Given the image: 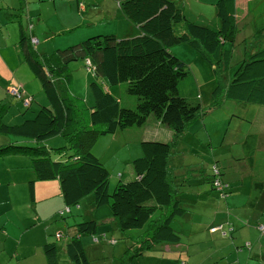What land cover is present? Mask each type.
I'll list each match as a JSON object with an SVG mask.
<instances>
[{
	"label": "trees",
	"instance_id": "16d2710c",
	"mask_svg": "<svg viewBox=\"0 0 264 264\" xmlns=\"http://www.w3.org/2000/svg\"><path fill=\"white\" fill-rule=\"evenodd\" d=\"M237 1L217 2L220 28L213 29L208 24L190 21L182 0H122V13L137 27V36L119 39L114 35L97 34L64 50L55 49L53 53L39 49L38 39L27 33L33 25H29L28 31L20 29L19 44L24 50L25 63L40 80L37 90L43 87L47 100L38 101L39 111L33 118H27V111H33L29 108L34 105L32 99L36 93H26L19 83L13 84L15 87L11 89L4 88L6 96L0 98V136L9 142L0 144V157L25 155L31 159L35 172V179L29 183L33 202L36 183L46 181L59 182L63 200L70 208L93 196L89 211L93 219L77 223L76 233L66 237V254L71 264H91L81 237L96 235L99 225L108 221L114 231L145 229L148 237L142 240L137 256L153 249L154 244H180L181 237L172 228V222L187 215L184 195H189L185 190L192 184L182 186L183 180L173 166V159L179 137L203 115L202 106L180 96V86L183 81L187 82L190 72L188 63L176 58L170 49L185 43L205 61L218 66L224 63L228 69L232 68L234 52L226 46L235 44L241 31L236 18ZM86 8L89 7L86 5ZM80 13L83 21L79 26H90L88 20L84 22L89 14L82 10ZM179 25H183L184 31L177 35ZM254 25V30L260 29ZM245 53L239 55L244 59L237 64L228 83L226 97L235 102L264 106V46ZM78 60L85 61L89 73L103 79V84L90 85L94 104L87 117L84 114L87 108L69 92V65ZM121 84L127 87V94L138 98L132 104L135 106L123 108V97L117 90ZM9 92L11 96L7 97ZM13 102H22L26 109L21 115H25L21 124L6 122L10 106L15 105ZM152 121L169 128L175 135L173 141L142 139L141 134L138 140L142 156L131 162L134 177L130 182H119L111 193L110 175L118 178L112 175L113 162L108 167L91 149L102 136L119 132L128 136L132 130L146 128ZM100 125L105 128L97 130ZM54 137H62L67 144L56 149L43 145ZM127 142L130 144L129 138ZM214 166L219 169L217 164ZM216 175L211 176L212 191H215V179L224 181L220 169ZM187 180L185 178L184 182ZM227 184L229 193H233L231 183ZM223 231L226 234L224 225L218 232ZM60 248L55 242L43 246L48 264H61Z\"/></svg>",
	"mask_w": 264,
	"mask_h": 264
},
{
	"label": "rangeland",
	"instance_id": "374dc122",
	"mask_svg": "<svg viewBox=\"0 0 264 264\" xmlns=\"http://www.w3.org/2000/svg\"><path fill=\"white\" fill-rule=\"evenodd\" d=\"M182 1L186 16L190 21L200 25L208 24L213 29L220 28V21L216 15V4L219 0ZM239 1V7L242 6V3L247 2V0ZM43 4L48 11L52 13L55 11L51 2ZM120 4L119 7L121 9ZM0 14L2 17L5 11L0 9ZM44 14L48 18H44L45 23L41 25L43 30L57 26L54 24L58 21L56 16H52L53 14L47 15L46 12ZM116 14L117 11L114 10L113 15L115 16ZM82 21L80 22L79 19L80 24ZM126 22L130 24V21ZM254 23L260 27L259 30H254ZM16 25V23L10 25L9 41L10 37H14ZM102 27L111 30L114 24L101 21L95 25L80 27L78 30L91 31ZM119 27L121 30H128L126 26H122L120 23ZM5 30V27L0 30V40L4 39L1 31L5 33ZM183 31V25H179L176 28L177 35ZM253 34L255 37L252 36ZM244 40H246L245 43ZM227 45V48L234 52L230 64L232 67L230 69L233 70V73L236 71L237 64L244 59V57L239 56L240 53L253 52L264 46V0L253 2L250 5V16L244 22V28L239 33L236 43ZM46 47L51 48V45ZM52 51L54 52V50L50 49V52ZM170 51L182 62H190L192 60L193 49L188 44H178L172 47ZM16 53V51H10L14 59L11 63L13 67L8 68L4 62L8 58V53L0 50V77L5 79L9 77L12 80L14 68L17 64L16 60H18ZM21 53L24 56L23 52ZM201 65L199 54L196 53L192 64L188 63L189 79L185 80L187 82L181 81L182 84L179 91L181 97L194 105L202 106L203 115L189 125L185 134L179 137L173 159V166L179 178L183 180L181 182L182 186L187 184L188 181L192 184L191 188L185 190L189 195H184L186 204L183 203V206L187 210V215L176 218L172 222V228L181 237L180 244L174 246L170 244H154L153 249L145 251L144 255L137 256L142 240L148 237L145 229L125 232L114 231L112 224H109L110 221H108L99 225L96 235L83 236L82 242L91 264H182L181 261L186 262V264L256 263L252 259L248 260V252L252 250L250 248L251 244H255L259 237L264 235V225H255L259 232L251 230L254 229L255 216H260L264 211L263 192H256L251 188L250 182L252 179L244 181L247 194H244L237 201V205L243 207L244 211L254 215L252 219L245 217L241 219L242 221H231L228 218L229 211L225 207V201L232 194L229 193L230 186L227 182L237 183L249 177L264 182V106L235 102L225 98L228 86L226 75L219 76L216 83H213L211 79H206L205 82L201 80L202 82L193 83L191 80L192 70L200 69ZM23 68H25V71L23 69L20 71V75L23 78L33 79L41 85L40 80L33 75L29 68L26 66ZM232 70H230L231 74ZM69 73L71 74L69 92L81 106L84 105L87 108L84 111L87 117L90 114L89 108L94 104L90 85L93 82L103 84V79L100 76L89 73L83 60L70 63ZM88 75L90 78H88ZM29 86L31 87V85ZM13 87L15 86L11 84L7 85L5 89ZM117 90L118 94L123 97V108L135 106L132 104L138 98L127 94V87L124 84L119 85ZM8 96H11L10 92ZM42 97L47 100L45 91L39 94L37 97L39 98L38 101ZM38 101H34L33 111H27V118H33L39 111ZM9 109L11 110L6 117V122L12 125L21 124L25 115L20 120L17 118L19 114L22 115L26 111L24 104L18 102L14 106H10ZM196 122H199L200 125L195 127ZM104 128V125L96 127L97 130H103ZM132 131L136 132L128 136H125L127 134H123L124 132H119L114 136L105 135L100 137L91 149V153L108 167L112 162H115L114 166L122 169L131 164H127V160L130 158L132 149L135 148L140 151L141 144L138 138H140L141 134H143L145 139L164 141V143L173 141L171 137L172 131L169 128L155 125L154 121L146 128L140 130L137 128ZM126 138H129L130 144L123 146V140ZM5 142L9 141L6 137L0 136V144ZM116 143L118 150H111L110 146ZM66 144L62 137H54L43 143V145L51 149L61 148ZM216 164L221 171L224 180L222 182L228 185V190L223 192L214 187L215 191H210L211 194L208 197H198L205 190H210V180L213 175L212 169ZM185 178H188L186 182H184ZM34 179L35 172L28 156L0 157V264H34L35 259L42 256L40 254L42 247L38 248L39 252L36 253L34 243L32 247L28 245L32 241H44L47 237V230L51 234L50 242H55L61 247L58 256L61 264H71L67 258L65 248L66 237L72 232L68 227L71 224V229H73L77 223L93 219L89 211L92 209L94 198L90 195L82 201L81 205L72 207V214L70 213V207L65 204L64 208L59 211V215H56L54 219H49V216L45 215V213L35 209L37 205H41L44 202H38L40 188H37L39 194L37 201L35 200V205L31 199L29 183ZM198 179H202L205 183L202 185L196 184L195 181H198ZM130 181L131 179H127V176L120 180L110 175V192H114L119 182ZM52 182L54 181L43 183ZM224 194L226 195L224 196ZM194 196L196 198H193ZM207 201H214L218 205V209L213 208L211 210L209 206L204 208V204ZM40 213H42V219L40 222H36L35 218L40 216ZM46 219L48 220L46 221ZM247 222H250L249 226H246ZM261 223L258 222V224ZM223 225L226 234L224 231L211 232L216 227H222L223 229ZM60 234H62V237ZM19 239H22L23 247L17 253L14 248L19 247ZM42 244L44 245L45 243ZM26 249L29 252L25 255ZM31 255H33L31 258H25V256ZM43 259L45 258L42 257V262H38V264H45Z\"/></svg>",
	"mask_w": 264,
	"mask_h": 264
},
{
	"label": "crops",
	"instance_id": "0c3cea01",
	"mask_svg": "<svg viewBox=\"0 0 264 264\" xmlns=\"http://www.w3.org/2000/svg\"><path fill=\"white\" fill-rule=\"evenodd\" d=\"M121 1L122 0H1L0 9L5 11V14L2 17L0 14V30L3 27H5L6 30H5V33L1 31L4 39L0 40V50H3L8 53V58L7 60L4 61L5 65H7L6 67L8 68L13 67L11 66V63L13 62L14 58L10 54V51L17 52L16 56L18 60H16L17 64L14 68L12 80H10L9 77L7 76H6L7 79L0 77L2 81L0 83V98H4L6 96L4 92V88L7 85H11V84L13 85L17 83L21 85V87L24 89L26 93L30 95H34L33 93H36L34 101L36 100L38 101L39 98L37 97L39 96V94H41L42 91H44L43 87L37 90V86H39V84L36 83L33 79L23 78L20 75V71L22 69L25 71V68H23L24 66L29 68L28 65H26L25 63V55L23 56L21 53L23 52L24 54V50L21 48L19 44L20 29L22 27L24 29H27L26 31H28L29 25H33L32 30H29V32L27 33L32 34L34 37H36L39 40V43H40L38 44L40 45L39 49H42V51L44 52H49L50 51L49 49L55 50V49L67 48L69 45L78 44L82 42L84 39H87V37L89 36L91 37L92 35H97L98 33L102 35H114L119 39L135 37L139 33L138 29L132 23L128 24L126 22L128 20L124 16V14L122 13V10L119 7V4ZM46 2H51V4L53 5V8L55 10L53 13L48 11L45 8L44 4L42 5V3H46ZM252 3H253L252 0H247V2L242 3V6L239 7L240 1L239 0L237 1L238 11L236 13V18L239 21L238 26L241 28V31L244 28V22L247 20V17L249 16L248 12H250V5ZM81 4H83V6H80ZM86 5L89 8H86ZM79 9L89 14L87 17L84 18V20L85 21L88 20L90 25H95L101 21H106V22H110V24L112 22V24H114V27L111 30L104 29L105 27L97 28L91 31L77 30V28L80 27L79 19H80V22L83 20ZM114 10L117 11V14L115 16L113 15ZM44 12H46L47 15L53 14L52 16H56L58 21L55 22L54 24H56L57 26H52L51 28L47 30H43L41 28V25L45 23L44 18L45 19L48 18L45 16ZM12 23L14 24L16 23L17 25H16V31H14V37H10V41H9L8 35L10 31V25ZM119 23L122 26H126L128 30H121V28L119 27ZM14 30H15V27H14ZM60 37H63V38H60ZM49 45L53 47L52 48L46 47ZM195 54L196 52L193 50L192 60L190 62H186V61H183V62L192 64ZM199 61L202 62L200 69L192 70V73H191L192 78H193L192 80L194 83H199L201 79L204 82L206 81V79H211L213 83H216V80L221 75H226L227 82L228 83L231 82V78L233 76V70L228 69V66L224 65V63L220 64L219 66L214 63L211 64L208 61H205L200 55H199ZM222 66L223 68H221ZM230 70H232V74ZM29 85H31V87ZM225 98H227L226 95H225ZM43 99L45 98L42 97L41 100L43 101ZM34 101L33 103H35ZM17 103L14 102V104H17ZM32 108H33V104L30 106L29 109L32 110ZM17 119L18 120L21 119V114H19V117ZM195 124H197V126L200 125L199 122H196ZM134 132L136 131H132V133ZM174 136L175 135L172 132L171 133L172 140ZM142 139H145V138H142ZM126 144H128L127 138L123 140V146H125ZM110 149L118 150L117 143L110 146ZM141 156H142L141 148H140V151H137L135 148H133L129 156L130 158L127 160V164L131 163L132 160L134 159L140 158ZM114 165H115V162L113 163V170H112L113 176H117L118 179H124L126 176H127V179H131L134 177V174H133L134 170L131 164L127 165L125 168L123 167L122 169H118ZM247 179H252V181L250 182L251 188L256 192H261V193L263 192L262 196L264 197V182L258 179L249 177V178L243 179V181H239L237 183H231L232 188L234 187L232 191H236V192L232 193L231 196L228 198V200L225 201V207L229 211L228 218L233 222L242 221L241 219L245 217H248L251 219L254 217V215L250 214L247 211H244L243 207L237 205V201L244 194H247V189L245 188V185H244V181ZM195 183L202 185L203 183H205V181H203L202 179H198V181H195ZM188 184H191V182L188 181ZM37 188H40V198L38 199V202H42V201L44 202L41 205H37L36 207L34 206L35 209L41 211L42 213H45V215L49 216V219L50 218L54 219L56 215H59V211L63 209L65 206L63 197L61 195L59 182L58 181H54L52 183L39 182L38 184H36V196H35L36 201H37L38 194H39V190H37ZM210 191H212V186H210V190H205L198 197H203V198L208 197L211 194ZM193 198H196V196H194ZM36 201L34 202V205ZM207 206H209L211 210L213 208L218 209V205H216L214 201H207L204 204V208ZM233 210H236V211L233 212ZM70 212L72 214V208ZM42 213H40V216H37L35 218L36 222L41 221ZM47 220L48 219H46V221ZM258 222H262V223L258 224ZM253 223H254V227H253L254 229H251V230L252 231L256 230L257 232H259L256 226L264 225V211L262 212L260 216L259 215L255 216ZM249 224L250 222H247L246 226H249ZM69 229L70 231H72L71 234H69L70 236L76 233L75 227L73 229L69 227ZM46 236L47 237L45 238L44 241L36 240V241L30 242L28 245L29 247H32L34 243V247L36 248V253L39 252L38 248L42 247V250L40 253L42 254V256L35 259L34 264H38V262H42V257L45 258L43 259L45 264H48V262L46 261L47 258L43 251V246L46 243H49L51 241L50 240L51 234H49L48 230H47ZM81 239H83V236L81 237ZM21 240L22 239H19V242H18L19 247L14 248L15 252L17 253L20 251L21 247H23ZM42 243H45V244L43 245ZM13 244L15 245V243ZM250 248L252 250L248 252L249 253L248 260H251V259L254 260L256 262L255 264H264V235H261L259 239L255 242V244H251ZM253 250H255V252H253ZM27 252H29L28 249L25 250V255ZM32 256L33 255L25 256V258L28 259V258H31Z\"/></svg>",
	"mask_w": 264,
	"mask_h": 264
},
{
	"label": "built area",
	"instance_id": "2783aa9c",
	"mask_svg": "<svg viewBox=\"0 0 264 264\" xmlns=\"http://www.w3.org/2000/svg\"><path fill=\"white\" fill-rule=\"evenodd\" d=\"M11 92L13 93V94H16V92L12 89L11 90ZM19 98H21V96L19 97ZM26 104H28V101H26ZM212 172L214 173V174H219V169L216 167V166H214L213 167V169H212ZM216 175V176H217ZM217 190H219V191H223V192H226L227 190H228V185H226V184H224L220 179H215V181H214V185H213ZM226 194H224V196H225ZM70 211H71V209H70ZM220 230H222V227H216V228H213L212 230H211V232L212 233H216V232H218V231H220ZM263 232V231H262ZM264 234V233H263Z\"/></svg>",
	"mask_w": 264,
	"mask_h": 264
},
{
	"label": "clouds",
	"instance_id": "9594fccd",
	"mask_svg": "<svg viewBox=\"0 0 264 264\" xmlns=\"http://www.w3.org/2000/svg\"><path fill=\"white\" fill-rule=\"evenodd\" d=\"M34 42H37L36 40H34ZM71 209V208H70ZM71 213V212H70Z\"/></svg>",
	"mask_w": 264,
	"mask_h": 264
}]
</instances>
